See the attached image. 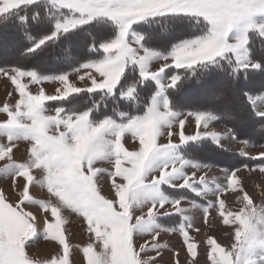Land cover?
Masks as SVG:
<instances>
[{
  "label": "snow or ice",
  "instance_id": "6c2138e0",
  "mask_svg": "<svg viewBox=\"0 0 264 264\" xmlns=\"http://www.w3.org/2000/svg\"><path fill=\"white\" fill-rule=\"evenodd\" d=\"M31 5H37V10L31 13L30 23L28 14L19 13ZM38 8L39 0H0V16L11 17L14 13L17 14V24L25 35L26 30L42 28L47 23L41 19ZM45 11L51 12L53 30L25 49V54L36 53L49 41H54L59 34L68 33L97 18L111 21L117 31L109 40L89 44L91 50L98 49L102 53L99 59L86 60L74 69L76 72L80 69L90 70L79 77L84 80L86 76L91 81V86L86 89L70 84L67 73L41 75L34 70L25 71L16 67L0 69V75L11 82L19 96L13 107L7 103L0 107V113L7 116L6 120L0 122V135L6 136L8 142L20 139L30 141L29 159L26 163L10 162L0 168V172H5L8 168L16 169L12 175L13 187L16 186L17 176L25 180L22 191L12 203L0 192V264H37L29 258L26 247L29 241L38 236L40 216L39 210L36 214L26 211L28 204H38L39 209L45 213L50 209L54 218L53 221L43 219L42 238L57 241L62 247L63 255L46 261L45 264H69L68 244L62 233L61 209H67L81 218L86 231L100 246L99 252L95 251L93 243L83 247L86 264H154L160 255L159 250L165 247L156 243L161 231L175 230L164 228L157 222V218L187 211L179 207L182 199L169 198L161 191L160 186L167 184L169 187L191 189L197 183H207L204 176L196 181L195 172L190 176L185 171L186 168L198 170L207 166L179 157L176 154L178 145L211 139L223 146L220 134L207 131L209 124L219 119L214 111L200 108L186 112L173 110L163 92L177 87L181 76L173 73L165 82L161 74L168 68L193 69L200 65L207 66L218 58H226L231 62L232 73L260 68L261 63L252 59L251 42L254 37L264 42V20L255 19L256 14L264 13V0H47ZM182 16L192 17L197 22L202 20L207 26L206 31L173 43L166 54L151 50L145 35L132 31V26L139 21L157 17L179 20ZM155 38L156 34H147L148 41ZM153 60L164 61L158 71L149 68ZM131 66L138 70L139 79L132 84L125 82L122 85V77ZM93 70L99 79L92 74ZM24 77L29 78V83L59 81L64 87L56 89L57 95H46L43 88L38 94H32L27 91L28 84L21 82ZM149 80L156 82V91L144 107L142 115L128 116L127 113H119V119L105 116L94 122L90 119L93 111L91 107L83 111L72 109L67 112L63 108H56L55 115L46 114L48 109L45 101L67 99L70 93L82 91L94 93L99 90L103 94L101 99L112 97L114 100H127L135 106L136 85ZM236 90L237 79L232 76L220 83L212 98L219 101ZM242 95L252 105L254 115L261 118L259 127L264 130V110L256 107L258 99L264 100V92L259 96L248 92H242ZM226 115L228 118H235L232 114ZM189 117L194 119L197 131L195 134L185 135ZM177 125L179 133L175 130ZM201 127L205 131H200ZM125 133H130L134 140H138L137 150L129 151L123 147L121 141ZM165 135L167 142H160ZM177 135L179 143H174ZM225 137L231 138L233 142L247 144L246 141L237 140L231 129H227ZM136 147L134 143L133 148ZM11 152V143L0 144V154H3L0 159L7 157L11 161ZM240 153L246 156L243 149ZM53 154L55 158L46 165H39L38 169L43 172V184L47 192L56 199L55 205L35 201L29 195V183L34 180L30 169H37L33 166L39 159ZM249 158L264 161V151L258 157ZM97 161L112 163L114 170L107 175L114 194H101V173L106 170L95 167ZM243 167L249 171L256 170L246 165ZM257 169L264 173V163H258ZM24 170H28L31 180L23 175ZM239 171V168L224 171L226 185L216 186L218 193L227 189L238 190L246 198L243 200L244 207L239 212H232L225 210L224 201L217 196L222 223L239 224L234 232L237 244L225 251L234 255L233 264H264V210L257 212L252 207V199L237 175ZM116 177L123 182L117 183ZM25 186L28 188L27 197L23 194ZM166 205H171L174 213L165 210ZM210 206L204 207L205 220ZM134 209H140V214H134ZM229 214L232 221L225 224L224 218ZM236 216H240L242 222L236 221ZM137 233L150 236L152 243L145 241L137 249ZM180 233L194 264L197 244L183 224L180 226ZM60 235L63 236V241L58 239ZM212 240L214 239L210 237L206 241L210 250ZM149 250L157 253L151 258V262L140 259L141 253ZM208 260L211 264H216L215 256L210 259L209 252Z\"/></svg>",
  "mask_w": 264,
  "mask_h": 264
},
{
  "label": "rangeland",
  "instance_id": "374dc122",
  "mask_svg": "<svg viewBox=\"0 0 264 264\" xmlns=\"http://www.w3.org/2000/svg\"><path fill=\"white\" fill-rule=\"evenodd\" d=\"M46 7L47 0H39L38 10L40 11L41 19L47 23L42 28L26 30L27 35L21 31L17 24V14L14 13L11 17L7 15L0 16V69L16 67L25 71L34 70L41 75L67 73L70 84L82 89L90 87L91 81L86 76L84 80L79 79L80 76L90 70L80 69L79 72H76L74 69L78 67L79 63L89 59H99L102 56L98 49L91 50L89 44L93 42L99 44L102 41L113 38L117 31L116 26L106 18H97L87 24L78 26L68 33L59 34L54 41H49L41 49H38L36 53L25 54V49L31 47L36 40L53 30V17L50 11H45ZM34 10H37V5L28 6L26 9H22L19 14H28L29 22L31 23V13ZM255 19L264 20V13L256 14ZM206 27L205 22L202 20L197 22L189 16H182L179 20L171 17H157L137 22V24L132 26V31L145 35L146 43L151 50L166 54L173 43L203 34L206 31ZM148 33L156 34V38L148 41ZM253 39L258 41L259 38L254 37ZM261 44H264V42ZM256 54L262 62L261 67L258 69L248 68L232 73L231 62L226 58H218L217 61L207 66L200 65L193 69L168 68L161 74V78L165 82L173 73H178L181 76L177 87L165 89L163 92V95L169 99L170 107L173 110L186 112L200 108V110L214 111V114L219 119L211 122L207 131L220 134L223 146L218 145L211 139H201L178 145L176 154L179 157L201 166H207L198 170L185 169L190 176L195 172L196 181H199V178L204 176L207 183L203 185L197 183L191 189L188 187H169L167 184L160 186L161 191L169 198L182 199L179 207L187 209V211L182 214H175L172 206L166 205L165 210L174 214L157 218V222L164 228L175 230L161 231L156 243L165 245V247L159 250L160 255L154 264H176L177 261L179 264H193L180 233L182 224L185 226L189 236L197 244V256L194 264H211L210 260H208V252L210 259L215 256L216 264H233L234 255H229L225 249L231 250L237 244L234 232L239 227V224L224 225L222 223L223 218L219 215L217 196L224 201L225 210L232 212H239L241 207H244L243 200L246 198L242 197L238 190L227 189L219 193L216 191L218 184L223 187L227 183L224 171L230 172L239 168L240 171L237 175L244 190L252 199L250 202L252 207L257 212L264 210V173L257 169V164L264 163V161L249 158L258 157L259 153L264 151V147H262L264 146V130L259 127L262 122L261 118L254 115L252 105L242 95V92H248L259 96L264 92L262 88L256 89L257 87H262L260 82H264V79L259 80L260 82L255 78L253 79L257 70L263 69L264 71V56L259 52V49L256 50ZM251 56L253 59L252 52ZM163 63L164 61L162 60H153L150 62L149 68L152 71H158ZM92 74L97 75L99 79L98 74L94 70ZM243 75L249 76V78L244 80L245 77L241 78ZM232 76L237 79V90L230 93L225 99L214 100L212 94L218 90L220 83L230 79ZM138 79V70L135 66H131L126 69L121 84L123 85L125 82L132 84ZM21 82L28 84L27 91L32 94H38L40 89L43 88L46 95H57L56 89H63L64 87L59 81H46L40 84L29 83L28 77L22 78ZM252 82L257 87L254 88ZM136 90L137 99L135 106L127 100H114L112 97L101 99L103 94L99 90L94 93L82 91L80 93H70L67 99L45 101V107L48 109L46 114L55 115L56 108H63L67 112L72 109L83 111L91 107L93 111L90 114V119L94 122L103 119L105 116L119 119V113H127L128 116L142 115L144 107L156 91V82L151 80L144 81L136 85ZM17 99H19V96L15 91V87L6 77L0 75V107L5 103L13 107ZM256 107L264 110V100L258 99ZM226 114H232L235 118H228ZM6 119L7 116L4 113H0V122ZM227 129L232 130L237 140L246 141L247 144L233 142L231 138H226ZM175 130L179 133L178 125L175 126ZM199 130L205 131L203 127ZM196 131L195 121L189 117V122H186L185 125V135L195 134ZM121 142L123 147L129 151L138 149V140H134L130 133H125ZM160 142H167L166 135L161 138ZM173 142L179 143L178 135ZM9 143L12 146L11 161L7 157L0 159V168L10 162L16 164L26 163L29 159L28 148L30 147V141L20 139L8 142L6 136L0 135V144ZM134 143L137 146L135 149L133 148ZM242 149L246 152V156L240 153ZM53 158H55L54 154L42 157L33 166L37 169H30V174L34 177V180L29 183V195L35 201H44L55 205L56 199L47 192L46 186L43 184V172L38 169L39 165H46ZM245 165L256 170L249 171L243 167ZM94 166L106 170L101 173V194L105 196H108L109 193L114 194L111 188V181L107 175L109 171L114 170L112 163L109 161H97ZM15 172V168H8L5 172H0V192L8 198L9 203H12L13 199L19 195L25 183L23 177L17 176L16 186H12V175ZM23 175L31 180L28 170H24ZM115 181L117 183L123 182L119 177H116ZM176 183H179V181ZM23 194L25 197L28 196L27 186H25ZM208 205L211 206L208 207L207 220H205L204 207ZM25 210L34 214L39 210L40 216L37 227L38 236L35 240L29 241L26 247L29 258L37 262V264H45L46 261L63 255L62 247L57 241L42 238L44 230L43 219L54 220L50 209L45 213L42 209H39L38 204H28ZM144 211L146 212V208ZM140 212V209H134V214L139 215ZM60 216L63 220L62 233L68 244L69 264H86L83 247L88 243H93L95 251L99 252L101 250L100 246L95 243L94 239L86 231V225L81 222V218L67 209H61ZM184 217L188 219L185 220ZM235 219L236 221H241L240 216H236ZM231 221L232 217L230 214L225 216V224ZM210 237L214 239L211 241V250L206 243ZM58 239L63 241V236L60 235ZM135 240L137 249L145 241L149 244L152 243L150 236L140 233L136 234ZM173 253L176 255H173ZM156 255V252L149 250L141 253L140 259L151 262V258ZM193 255H195L194 251Z\"/></svg>",
  "mask_w": 264,
  "mask_h": 264
},
{
  "label": "trees",
  "instance_id": "16d2710c",
  "mask_svg": "<svg viewBox=\"0 0 264 264\" xmlns=\"http://www.w3.org/2000/svg\"><path fill=\"white\" fill-rule=\"evenodd\" d=\"M28 38H29V35H28ZM29 40V39H28ZM262 43V41H260L259 39H258V41H256V40H252V42H251V45H252V47H251V52H252V54H253V59L254 60H257V61H259L260 63H262L261 62V60L257 57V54H256V50L257 49H259V52L264 56V44H261ZM245 77V78H244ZM241 78H244V80L246 79V78H249V76L248 77H246L245 75H243ZM257 79L258 81L259 80H263L264 79V71H263V69H261V70H257L256 72H255V74H254V76H253V79ZM260 82V81H259ZM244 83V82H243ZM261 83V86L262 87H257V85L256 84H254L253 82H252V86H254V88L255 87H257L256 89H261L262 88V90H264V82H260Z\"/></svg>",
  "mask_w": 264,
  "mask_h": 264
}]
</instances>
